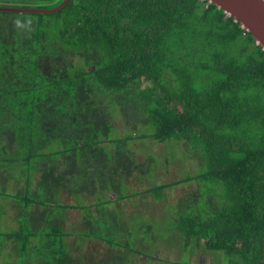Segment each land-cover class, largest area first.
Masks as SVG:
<instances>
[{
    "label": "trees",
    "instance_id": "1",
    "mask_svg": "<svg viewBox=\"0 0 264 264\" xmlns=\"http://www.w3.org/2000/svg\"><path fill=\"white\" fill-rule=\"evenodd\" d=\"M133 133L184 142L202 173L155 183V157L134 159ZM138 169L156 199L197 183L175 202L183 248L219 253L220 264H264V49L251 33L208 0L0 11V264H135L147 230L137 244L115 204L137 192ZM72 208L80 234L66 228ZM71 235L111 251L77 256Z\"/></svg>",
    "mask_w": 264,
    "mask_h": 264
},
{
    "label": "rangeland",
    "instance_id": "2",
    "mask_svg": "<svg viewBox=\"0 0 264 264\" xmlns=\"http://www.w3.org/2000/svg\"><path fill=\"white\" fill-rule=\"evenodd\" d=\"M133 136H135L134 133ZM131 147L134 150V159L138 163L148 161L151 158L150 155H154L156 166L153 169L158 176L155 183H165L181 178L193 179L203 171L198 160L188 156L184 142L158 143L151 138L135 136L131 141ZM140 172L142 171L136 170L131 180L133 188L139 193L136 192L128 200L115 204L118 206L115 210L118 212L121 223L125 226L133 225L132 230L136 232L138 238L135 240L137 244L142 242L139 238L143 231L147 230L146 243L145 241L142 243L146 244L148 252L144 255H132L135 264H220L221 255L219 253H213L204 247L197 248L194 245L183 248L185 244L183 237L179 232L172 231L176 199L196 189L197 183H181L170 189H164V196L156 199L153 193L146 191L153 182L147 177L138 178ZM9 186L14 189L13 183ZM62 202L68 205L73 202V199L66 194L63 195ZM66 228L74 229L80 234L83 224L80 223L78 209L72 208L68 211ZM152 230H155V233ZM85 231L88 232L89 228L87 227ZM84 239L83 236L76 239L75 235L67 238V242L77 256L81 255L89 260L99 261L111 251L100 240L87 241L85 239V241ZM2 259L3 256H0V263L3 262ZM224 263H226L225 259Z\"/></svg>",
    "mask_w": 264,
    "mask_h": 264
},
{
    "label": "water",
    "instance_id": "3",
    "mask_svg": "<svg viewBox=\"0 0 264 264\" xmlns=\"http://www.w3.org/2000/svg\"><path fill=\"white\" fill-rule=\"evenodd\" d=\"M222 8L227 14L241 23L246 28L255 41L264 49V0H208ZM69 2L64 0L58 6L48 8L14 7L0 6V11L4 12H35L53 13L59 11Z\"/></svg>",
    "mask_w": 264,
    "mask_h": 264
}]
</instances>
